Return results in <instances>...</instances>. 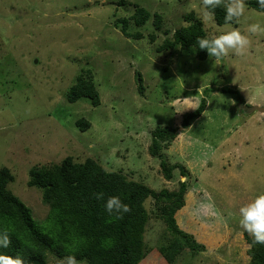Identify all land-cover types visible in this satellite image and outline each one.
I'll use <instances>...</instances> for the list:
<instances>
[{"label": "rangeland", "instance_id": "obj_1", "mask_svg": "<svg viewBox=\"0 0 264 264\" xmlns=\"http://www.w3.org/2000/svg\"><path fill=\"white\" fill-rule=\"evenodd\" d=\"M249 1L240 23L218 25L214 15L203 19L202 0H0V166L15 177L9 189L44 223L50 210L42 191L28 185L33 167L59 165L68 157L76 163L93 159L157 191H177L186 182L176 219L206 250L195 257L186 250L177 264H248L249 234L239 223V209L264 194V114L247 111L264 106V35H250L246 56L230 53L217 64L198 60L194 47L158 49L188 25L190 14L210 37L264 26V12ZM137 8L151 14L143 27L133 20ZM156 14L162 16L160 31ZM123 19L141 39L125 37ZM88 71L100 94L97 107L88 98L67 99ZM227 89L239 92L246 105ZM188 97L196 109L205 98L207 108L184 129V116L196 109L177 113L176 101ZM82 120L90 123L85 132L78 126ZM161 126L177 129L163 154L187 176L178 168L167 181L161 160L150 155L152 132ZM146 208L145 242L154 249L142 264H166L156 252L165 224L154 202L148 200Z\"/></svg>", "mask_w": 264, "mask_h": 264}, {"label": "trees", "instance_id": "obj_2", "mask_svg": "<svg viewBox=\"0 0 264 264\" xmlns=\"http://www.w3.org/2000/svg\"><path fill=\"white\" fill-rule=\"evenodd\" d=\"M226 3V2H225ZM248 6L264 12L257 0H250ZM212 12L218 25H225L224 7ZM151 19L145 8H137L133 15L136 26L143 27ZM122 33L129 39H141L142 34L132 33L129 20L120 21ZM188 25L177 29L172 38L166 40L158 52H173L180 46L182 50L194 47L196 58L205 61L209 58L206 50H199L198 38H212L204 28V23L195 14L186 18ZM235 24V22L227 23ZM154 25L157 31L162 28V16L155 15ZM166 35L168 31L165 32ZM155 35L151 36L154 42ZM86 76L79 75L71 87L68 101L76 103L88 98L97 107L101 104L100 94L96 88L92 72ZM88 77V78H86ZM140 81L139 90L143 92ZM228 94L236 97L240 105L246 102L242 95L231 89ZM207 102L201 100L196 110L184 116L182 126L187 129L192 121L198 120L206 111ZM82 131L90 128L87 121L78 122ZM178 137L177 129L169 126L158 127L152 132L150 155L161 160V169L167 181L174 178V170L181 169L182 176L187 172L179 165L169 163L163 154ZM93 159L83 163L74 162L68 157L59 165L33 167L30 170L28 185L42 191V201L49 207L50 214L44 227L33 210L28 207L10 189L9 184L15 180L7 167L0 166V232L7 230L11 244L7 249L0 248V254L19 256L25 264H50L51 256L63 259L74 255L80 264H142L153 252L145 242V233L150 220L146 202H154L158 219L165 224V232L160 236L157 250L166 264H177L179 257L190 250L193 257L206 247L198 243L193 236L183 231L176 219L177 213L185 205L188 192L186 182L180 183L177 191L154 190L144 183L129 180L123 172H110ZM103 193V199L95 194ZM110 197H119L131 208L129 213L118 219L116 214H109L105 208ZM157 215V214H156ZM250 245L248 264H264V244L254 243L253 237L245 236Z\"/></svg>", "mask_w": 264, "mask_h": 264}, {"label": "clouds", "instance_id": "obj_3", "mask_svg": "<svg viewBox=\"0 0 264 264\" xmlns=\"http://www.w3.org/2000/svg\"><path fill=\"white\" fill-rule=\"evenodd\" d=\"M257 3L260 8L264 9V0H257ZM202 5L205 9L203 13L205 22L211 19L213 15L212 12L207 11L208 9L215 10L223 6L226 24L240 23L246 11L245 0H227L226 3L225 0H202ZM250 35H264V26H261L260 23H253L247 27L245 33L239 29H233L212 38H198L196 44L199 50H206L209 58L214 60V64H217L223 58L228 57L230 53L237 57L246 56L251 44ZM248 103L255 104L256 101L249 98ZM176 104L180 106L177 108V113L186 109H196L189 97L183 98L182 101L177 100ZM181 107L184 109L183 111H181ZM95 195L97 199H103V193ZM105 208L110 215L116 214L118 219L123 218V214L131 211L129 205L123 203L119 197L108 198ZM239 213L241 216L239 223L244 231L253 237L254 243L264 244V194L256 196L249 203L240 207ZM10 244L9 232L7 230L0 232V248L7 249ZM0 264H25V262L19 256L0 254ZM60 264H80V262L74 255H68L60 261Z\"/></svg>", "mask_w": 264, "mask_h": 264}, {"label": "water", "instance_id": "obj_4", "mask_svg": "<svg viewBox=\"0 0 264 264\" xmlns=\"http://www.w3.org/2000/svg\"><path fill=\"white\" fill-rule=\"evenodd\" d=\"M247 111L249 113H253V112L257 111V112H260L261 114H264V106H258V105L250 106V107L247 108Z\"/></svg>", "mask_w": 264, "mask_h": 264}, {"label": "crops", "instance_id": "obj_5", "mask_svg": "<svg viewBox=\"0 0 264 264\" xmlns=\"http://www.w3.org/2000/svg\"><path fill=\"white\" fill-rule=\"evenodd\" d=\"M205 113V112H204ZM195 204V203H194Z\"/></svg>", "mask_w": 264, "mask_h": 264}, {"label": "flooded vegetation", "instance_id": "obj_6", "mask_svg": "<svg viewBox=\"0 0 264 264\" xmlns=\"http://www.w3.org/2000/svg\"><path fill=\"white\" fill-rule=\"evenodd\" d=\"M243 106V105H242Z\"/></svg>", "mask_w": 264, "mask_h": 264}]
</instances>
